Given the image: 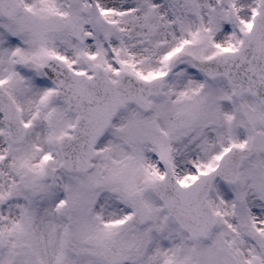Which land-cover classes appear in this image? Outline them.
<instances>
[{
  "label": "snow or ice",
  "instance_id": "1",
  "mask_svg": "<svg viewBox=\"0 0 264 264\" xmlns=\"http://www.w3.org/2000/svg\"><path fill=\"white\" fill-rule=\"evenodd\" d=\"M0 264H264V0H0Z\"/></svg>",
  "mask_w": 264,
  "mask_h": 264
}]
</instances>
